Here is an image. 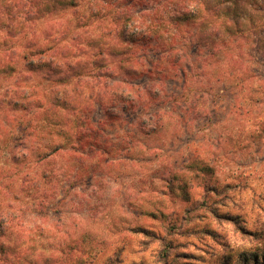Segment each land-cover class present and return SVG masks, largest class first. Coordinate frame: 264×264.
<instances>
[{"label":"rangeland","instance_id":"374dc122","mask_svg":"<svg viewBox=\"0 0 264 264\" xmlns=\"http://www.w3.org/2000/svg\"><path fill=\"white\" fill-rule=\"evenodd\" d=\"M69 14L39 20L36 34ZM98 31L92 23L87 37ZM41 42L63 56L17 58L19 72L0 75V98L19 82L42 102L1 114L0 264H263L264 88L201 79L206 52L193 48L178 66L184 76L147 81L159 97L141 91L135 108H111L112 98L110 120L87 99L97 83L86 41ZM110 60L113 79H125ZM196 90L211 93L191 110Z\"/></svg>","mask_w":264,"mask_h":264},{"label":"trees","instance_id":"16d2710c","mask_svg":"<svg viewBox=\"0 0 264 264\" xmlns=\"http://www.w3.org/2000/svg\"><path fill=\"white\" fill-rule=\"evenodd\" d=\"M58 12L70 14L55 26L57 29L49 28L36 34L35 24ZM92 23L103 31L87 37ZM66 38L86 41L90 46L88 58L92 70L88 75L97 84H93L87 99L94 98L101 109H107L105 117L110 120L115 117L108 107L112 98L115 100L111 108L115 101L135 108L142 97L141 91L149 99L159 97L160 91L152 92L155 85L147 83L154 77L162 84L164 80L184 76L178 66L186 51L193 48L206 52L205 60L197 67L203 73L201 79L215 76L217 79L212 78L217 84L228 79L237 81L240 89H252L256 85L264 88V78L256 70L264 68V0H0V75L5 79L19 72L17 58L30 65L33 56L49 55L52 50L55 55L63 56V46L48 48L45 42L39 44L40 39L60 45ZM257 55L262 62L257 61ZM78 56L73 51L72 57ZM113 56L119 59L115 67L125 70L123 80L113 79L110 69ZM189 69L192 72V68ZM136 79L143 80V88L135 84ZM18 83H14V92L7 91L0 98V119L1 114H8L5 112L8 109L27 111L33 103L41 107V100ZM97 86H101L102 91H95ZM110 90L113 93L105 100L104 95ZM137 90L139 94L135 96ZM210 93L196 90L190 98V109L195 110V106L199 102L206 103V99L209 101ZM54 103L58 107H69L66 101L59 99ZM261 111L264 113L263 109ZM38 115L46 116V110ZM157 115L158 112L153 117ZM76 131L75 138L91 137L88 131ZM260 132L264 133V127ZM203 169L200 171L204 172ZM246 259L247 263L254 261ZM262 261L264 264V257ZM254 262L259 264V259Z\"/></svg>","mask_w":264,"mask_h":264}]
</instances>
